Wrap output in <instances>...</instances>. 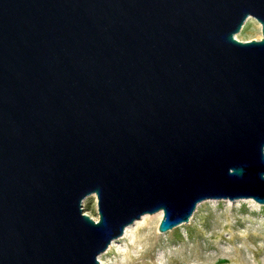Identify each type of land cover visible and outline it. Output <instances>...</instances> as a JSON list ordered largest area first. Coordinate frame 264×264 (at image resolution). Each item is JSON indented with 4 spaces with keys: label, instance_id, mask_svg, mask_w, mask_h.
<instances>
[{
    "label": "water",
    "instance_id": "1",
    "mask_svg": "<svg viewBox=\"0 0 264 264\" xmlns=\"http://www.w3.org/2000/svg\"><path fill=\"white\" fill-rule=\"evenodd\" d=\"M249 17L261 39L238 41ZM248 198L264 0H0V264H99L144 214L165 233Z\"/></svg>",
    "mask_w": 264,
    "mask_h": 264
},
{
    "label": "rangeland",
    "instance_id": "2",
    "mask_svg": "<svg viewBox=\"0 0 264 264\" xmlns=\"http://www.w3.org/2000/svg\"><path fill=\"white\" fill-rule=\"evenodd\" d=\"M260 39L261 30L254 23L240 36L242 42ZM93 196L83 200L82 209L96 221L97 201ZM250 205L243 200L202 202L187 224L165 233L157 230L161 216L149 224L147 232L157 240L147 242L136 235L132 241H117L104 252L102 264H264V208L255 212ZM179 226L180 236L176 238L170 231ZM248 234H254L255 240L247 239Z\"/></svg>",
    "mask_w": 264,
    "mask_h": 264
},
{
    "label": "bare ground",
    "instance_id": "3",
    "mask_svg": "<svg viewBox=\"0 0 264 264\" xmlns=\"http://www.w3.org/2000/svg\"><path fill=\"white\" fill-rule=\"evenodd\" d=\"M252 23H254V25L259 29V30H261V25L254 19V18H252V17H249L246 21H245V23H244V25H243V28H242V31H241V33L239 34V35H236L235 36V38L238 40V41H240V36H241V34L245 31V29H246V27L249 25L250 26V24H252ZM95 199H96V196L94 195L93 196ZM222 200V199H221ZM240 200H243V202H247V203H249V204H251L250 205V207L253 209V211H255V212H261V210L260 209H262V208H264V205H259V204H257V203H255L254 201H253V199L252 198H248V199H238V200H236V201H240ZM96 201H97V199H96ZM229 201V200H228ZM236 201H234V202H236ZM203 202H213V200H210V199H208V200H205V201H203ZM198 206H202V202L201 203H199L197 206H196V208L198 207ZM161 216H163V214H162V211H159V212H157V213H155V214H144V215H142L138 220H135L134 221V223L133 224H131V225H129V226H127L126 228H125V230H124V233H123V235L121 236V237H119L118 239H116V240H113L112 242H111V244L109 245V247H108V250H110L111 248H113L114 247V244L117 242V241H121V240H124V239H127V240H129V241H132V239H136V235L139 237V238H143V240H145V241H152V239H156V237L155 236H152V237H150L149 235H153V234H151V233H147L150 229H149V224L151 223V222H153L156 218H161ZM183 224V223H182ZM185 224H187V223H184L183 225H185ZM182 225V226H183ZM181 226H179V227H177V228H175L174 230H172V231H170L171 233V235H173V236H175L176 238L177 237H179L180 235H179V229L178 228H180ZM259 229V228H258ZM262 229V228H261ZM259 231V230H258ZM147 234H149V235H147ZM260 235V234H259ZM220 237V236H219ZM255 235L254 234H248L247 235V239H251V240H255ZM158 239V238H157ZM156 239V240H157ZM220 240H222V236L220 237ZM217 242H218V240H217ZM217 242H215L216 244H217ZM212 245V244H211ZM257 248V247H256ZM258 249L259 250H261L262 248H259L258 247ZM257 249V251H259ZM107 250V251H108ZM106 251V252H107ZM238 252L240 251V250H237ZM236 251V252H237ZM263 251V250H262ZM105 252V253H106ZM105 253L103 252L102 254H100L99 256H98V262H99V264H102V261H101V257L103 256V255H105ZM256 254V253H255ZM254 254V255H255ZM256 264V263H255Z\"/></svg>",
    "mask_w": 264,
    "mask_h": 264
}]
</instances>
